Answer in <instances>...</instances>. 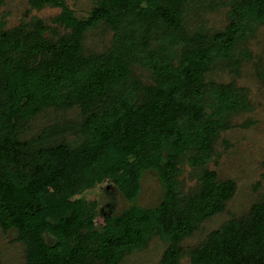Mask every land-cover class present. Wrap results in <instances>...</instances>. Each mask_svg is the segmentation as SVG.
Wrapping results in <instances>:
<instances>
[{"label": "trees", "instance_id": "obj_1", "mask_svg": "<svg viewBox=\"0 0 264 264\" xmlns=\"http://www.w3.org/2000/svg\"><path fill=\"white\" fill-rule=\"evenodd\" d=\"M77 1L27 0L12 28L0 16V226L16 230L25 264H121L157 236L168 244L159 264L185 256L186 264H264V199L181 248L235 195L234 182L205 164L251 105L244 88L218 75L250 57L264 0H97L83 19L69 6ZM45 7L57 9L55 27L30 13ZM217 14L224 23L211 24ZM100 24L111 46L85 54L84 37ZM61 29L68 33L57 36ZM71 108L82 110L79 120L32 131L38 117ZM75 129L76 138L63 137ZM187 155L199 173L184 194L177 179ZM148 169L164 195L145 210L135 202ZM105 180L131 206L107 212L98 230L96 203L74 197Z\"/></svg>", "mask_w": 264, "mask_h": 264}, {"label": "rangeland", "instance_id": "obj_2", "mask_svg": "<svg viewBox=\"0 0 264 264\" xmlns=\"http://www.w3.org/2000/svg\"><path fill=\"white\" fill-rule=\"evenodd\" d=\"M97 0H78L69 2V6L78 18H86ZM28 9L27 0H2L0 16L6 14V27L16 26ZM41 18L49 26L55 27L50 20L58 14L57 9L45 7L39 11L30 12ZM211 24L224 23L222 14L212 15ZM217 27V26H216ZM52 32V31H50ZM58 32V33H57ZM58 35H65L68 31L61 29ZM49 35V32L47 33ZM112 32L103 24L90 30L84 37L85 54L101 52L111 46ZM249 58L244 60L237 70L218 75L222 82L234 81L244 88L248 95L251 109L243 111L232 118L231 127L220 134L214 146V152L205 167L213 170L219 181H232L236 190L233 198L226 204L224 211L205 221L200 229L185 238L181 243L184 252L198 246L209 233L218 229L223 223L247 214L251 205L264 199V78L257 75L256 66L264 70V27L256 32L251 39ZM220 81V82H221ZM68 105V103H67ZM69 105H73L70 104ZM74 108V106H72ZM58 111L47 116L38 117L32 125V131L38 132L42 127L56 120L59 124L64 121L79 120L82 110L73 109ZM59 117V118H57ZM61 121V122H60ZM244 124V125H243ZM62 131L53 135V139H61ZM31 133H28L30 135ZM68 134V136H67ZM63 137L72 140L78 136L77 129ZM45 138V137H44ZM46 144H53V140L46 139ZM188 156L181 159L180 174L177 179L182 193H190L197 186L199 168L188 161ZM164 186L153 169L143 171L140 178V191L136 198V206L140 209H155L161 203ZM95 202L97 214L94 219L95 227L101 230L104 216L111 212L113 217L121 215L131 206L120 190L110 181L105 180L74 197ZM73 198V199H74ZM106 211V212H105ZM168 244L160 237H154L142 251H134L126 255L121 264H159ZM25 247L17 238L15 229L4 230L0 226V264H25ZM186 264L187 257L180 260Z\"/></svg>", "mask_w": 264, "mask_h": 264}]
</instances>
